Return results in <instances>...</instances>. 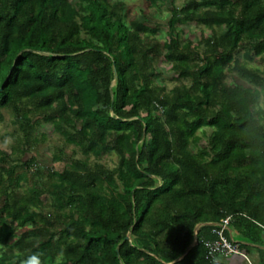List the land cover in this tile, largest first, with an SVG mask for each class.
<instances>
[{
	"label": "trees",
	"instance_id": "16d2710c",
	"mask_svg": "<svg viewBox=\"0 0 264 264\" xmlns=\"http://www.w3.org/2000/svg\"><path fill=\"white\" fill-rule=\"evenodd\" d=\"M170 12L161 38L125 0H0V125L10 113L17 141L0 150V264H226L207 243L229 217L264 244V0ZM188 24L209 35L184 39ZM42 124L62 170L26 159Z\"/></svg>",
	"mask_w": 264,
	"mask_h": 264
},
{
	"label": "rangeland",
	"instance_id": "374dc122",
	"mask_svg": "<svg viewBox=\"0 0 264 264\" xmlns=\"http://www.w3.org/2000/svg\"><path fill=\"white\" fill-rule=\"evenodd\" d=\"M127 3V11L129 20L138 19L144 20L148 18L150 22H148L153 28L160 29V34L155 32L151 35L158 36L161 38L166 37L165 33L168 31L169 27L167 22L171 16L170 10L172 7L181 8L186 1L188 0H159L158 4L151 5L148 0H125ZM184 39H190L197 43L199 39L203 37L204 28H196L194 25H184L183 26ZM205 33L209 35V32L206 30ZM258 66L261 69H264V62L259 60L254 65ZM164 76L167 80L166 85L169 89L180 84L179 81L173 80L175 74L170 70V66L164 65ZM226 82L230 85L234 84L233 73L228 72L226 77ZM264 105V104H263ZM6 122L0 125V150L3 152H7L9 154L12 153V146L17 142L16 138L12 135L16 126L12 123L13 117L10 113H6ZM38 131L40 133H45L49 136V141L46 143H39L35 148H33L30 153L27 155V158L32 156L37 158L38 163L45 168H54L55 170H62L64 167L63 163L55 164L53 161L54 148L57 146H61L60 141L53 133V127L49 124H42ZM212 132V129L206 128L201 130L199 134L201 136H206L207 138ZM207 140V139H206ZM71 152L70 149H68ZM102 162L106 164L110 168H114L117 164V157L115 155L106 156ZM26 186V183H23ZM2 204V200L0 198V205Z\"/></svg>",
	"mask_w": 264,
	"mask_h": 264
},
{
	"label": "built area",
	"instance_id": "2783aa9c",
	"mask_svg": "<svg viewBox=\"0 0 264 264\" xmlns=\"http://www.w3.org/2000/svg\"><path fill=\"white\" fill-rule=\"evenodd\" d=\"M231 218L224 219L219 228L215 230V234L218 239L207 243L208 255L207 258L211 260H217L220 257H228L233 255H241L248 258L247 255L241 250L240 244L231 240L226 236V232L229 230ZM264 230V226L262 227Z\"/></svg>",
	"mask_w": 264,
	"mask_h": 264
},
{
	"label": "crops",
	"instance_id": "0c3cea01",
	"mask_svg": "<svg viewBox=\"0 0 264 264\" xmlns=\"http://www.w3.org/2000/svg\"><path fill=\"white\" fill-rule=\"evenodd\" d=\"M229 238L240 245H248L249 248H242L243 252L247 255L248 258H245L241 255H233L228 257H221L222 262L226 264H260V259L264 253V244L263 245H249L245 243L243 239L240 238L239 234L231 227H229Z\"/></svg>",
	"mask_w": 264,
	"mask_h": 264
},
{
	"label": "clouds",
	"instance_id": "9594fccd",
	"mask_svg": "<svg viewBox=\"0 0 264 264\" xmlns=\"http://www.w3.org/2000/svg\"><path fill=\"white\" fill-rule=\"evenodd\" d=\"M26 264H33V258H29V261L28 262H26Z\"/></svg>",
	"mask_w": 264,
	"mask_h": 264
},
{
	"label": "water",
	"instance_id": "95a60500",
	"mask_svg": "<svg viewBox=\"0 0 264 264\" xmlns=\"http://www.w3.org/2000/svg\"><path fill=\"white\" fill-rule=\"evenodd\" d=\"M116 78H117V74H116ZM199 228V227H198ZM128 239H130L129 237H128Z\"/></svg>",
	"mask_w": 264,
	"mask_h": 264
}]
</instances>
